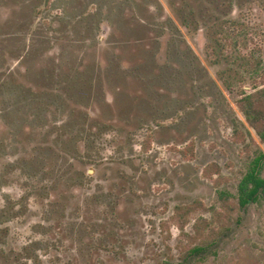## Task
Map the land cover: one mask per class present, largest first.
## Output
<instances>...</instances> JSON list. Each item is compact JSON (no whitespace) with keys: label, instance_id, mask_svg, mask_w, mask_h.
<instances>
[{"label":"rangeland","instance_id":"1","mask_svg":"<svg viewBox=\"0 0 264 264\" xmlns=\"http://www.w3.org/2000/svg\"><path fill=\"white\" fill-rule=\"evenodd\" d=\"M229 1L0 0V206L27 194L0 264H264V201L237 198L264 0Z\"/></svg>","mask_w":264,"mask_h":264},{"label":"trees","instance_id":"2","mask_svg":"<svg viewBox=\"0 0 264 264\" xmlns=\"http://www.w3.org/2000/svg\"><path fill=\"white\" fill-rule=\"evenodd\" d=\"M228 3H229L228 5L233 6V0H230ZM224 5L227 4L225 3ZM211 19L217 23L216 24L217 26H219L218 29L215 30V32L217 30H220L217 31V33L219 34H222L226 27L228 28V26H226V23L228 22L232 23L231 20L225 21L217 14H214V16ZM183 21L187 26L191 24L190 19L188 17L184 18ZM233 22L235 23V21ZM218 46H220V44H218ZM255 71H257V68L253 70V72ZM262 78H264V74L262 75ZM2 86L7 87L2 89L3 91L6 89L4 93L8 91L7 89H11L10 84L7 86V83H4ZM255 89L257 90L254 92L253 91L243 92L244 94L239 99V105L247 121L251 124L253 128L256 129L257 134L260 136L264 144V86L263 87L259 86L256 87ZM22 91H24V89L20 88V92ZM38 97H39L38 94L37 95L34 94L33 96L34 99L28 100V104L26 106L30 105L33 108H36V113H37L36 117H41L42 104L39 102ZM53 97H55V95H52V98ZM54 99L55 98H53L52 100L50 99L51 104L56 102ZM31 167L32 166H30V164H25L24 160L21 161V168L19 169H21V173H25L27 177L26 184L27 181L29 180V176H32L29 173L31 172ZM17 169L18 168H16V170ZM6 177L7 174H0V190L7 183ZM35 186H37L38 190L39 189H41L42 191L44 190L42 187L40 188L38 184H35ZM237 190H238V194H237L238 203L239 206L242 208L246 207L249 203H256L262 200L264 201V152L263 151H260L257 154V156H255L254 160H252V165H250L247 172L239 181ZM223 195L225 196V198H228V196H230L231 194H228V192H223L221 196ZM26 198H27L26 192L17 197L10 194L3 195L2 200L4 201V203L0 206V213L5 214L6 216L1 215L2 217L5 216V218L3 219V222H0L3 223L2 225H0V244L2 246L9 245L10 242H13L15 240L16 241L20 240L17 238V233L12 230V227L9 224L13 217L20 215L19 213L20 210L16 209V207L17 205L21 204V200H25ZM118 201H119V197H116V204L118 203ZM36 224H40V222H37ZM32 244L33 242L31 241H26L25 244H19L20 246H17L15 249H13V251L17 253L15 257H22L21 259H24L25 254L29 255L28 253L31 252ZM190 251L193 255H200L205 250L203 247L197 246L192 248ZM3 254L6 255L5 252Z\"/></svg>","mask_w":264,"mask_h":264}]
</instances>
